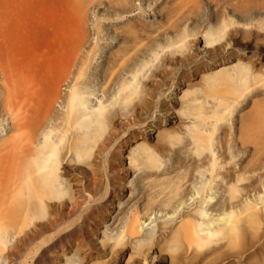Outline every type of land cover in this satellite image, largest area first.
Masks as SVG:
<instances>
[{
    "label": "rangeland",
    "instance_id": "374dc122",
    "mask_svg": "<svg viewBox=\"0 0 264 264\" xmlns=\"http://www.w3.org/2000/svg\"><path fill=\"white\" fill-rule=\"evenodd\" d=\"M107 1L109 0H84L82 5L85 14L82 16L80 12L77 11L72 13L71 10H69L70 8L65 5V0H0V49L4 51V53H2V59L5 60L4 62L10 57L12 58L11 61L15 60L13 76L16 78L14 80H16L17 83H19L18 80L22 81L18 74L20 70L24 69L25 73L28 75L26 81L29 79L28 81H30V84L32 83L30 88L33 90L35 89V92L38 93V101L36 103L31 104L30 100H28L29 102L26 100L27 102L21 105L22 112H25V109L26 111L32 110L34 105L41 115L45 117V126L48 124L51 125V123L56 124L58 134L65 132L70 134L74 130H71L70 133L68 132L67 118L69 104L72 102V94L77 85L87 86L96 91L102 87L107 89L111 88L110 91L113 92V96L114 94L118 95V88L123 81L121 79L122 77H120L121 73H124L123 69L127 63L131 61V58L135 56V53L144 48L149 41L148 38L142 36L135 43V48L132 47L125 50L124 48L127 47V44L122 37L115 34L114 30L108 29V31L106 29L99 35L96 34L93 31V26L96 24L109 21L117 22L126 18L125 16L127 14L107 12L104 10L103 4L101 6L100 4L102 2L107 3ZM110 1L113 3H124V1L127 2L128 0ZM130 1L133 6H135L134 13H139L137 14V21L139 23L144 22L154 26L164 24L165 20L162 21L160 9L162 7H169V10H171V20L168 24L165 23V27H168L169 24L173 25L170 27L172 32L165 35L171 42L165 43L166 39H159L157 41L159 48L166 47L172 49L171 47L174 45V42L182 37L188 40L184 45L181 44L184 47L178 52L180 56L177 57L176 54L172 55L173 63H167L166 66L161 64L157 66L159 61H154L151 56L139 57L141 61L148 63L145 66L141 64L140 70L142 71L144 68L142 71L144 74L142 72L141 74L147 77V79L145 78L144 80L146 87L144 85L143 88H140L141 91L139 90L137 97L130 102V109L134 104H137L139 105L138 108L141 110L140 106L143 99H145L147 94L156 87L157 80L162 78L161 74L163 69H168L167 65L171 68H180V65H184L181 68L184 69V72H188L189 68L187 64L189 62L200 59L202 61L205 57V60H208L211 64L217 61L215 64L219 65V63L224 62V59L227 58V53H232L234 56H239L244 62L253 63L257 70L261 68L264 71V0H198V2H195V0ZM166 1H168L169 4L166 5ZM161 2L162 4L159 5ZM216 11L219 12L218 18H215L214 15ZM141 13H143V15ZM197 14L200 17V22L195 20ZM233 21L236 25L226 31L225 41L222 42L220 46L212 49H205L202 47L203 42L199 39L204 30L213 27L218 28L224 23ZM177 22H180L179 26H175ZM117 27V33H121L124 30H137L136 27H133L129 23H120ZM156 34L157 33H154L153 36ZM98 36L99 41L97 39ZM178 45L180 44H176L175 48L178 47ZM245 47L246 49H244ZM192 50L193 52H191ZM143 58L145 59L143 60ZM233 61L234 59H232L231 62ZM218 65H214L213 68H217ZM168 70H170V68ZM205 72L193 76V85L191 88L193 91H196V93L194 92L195 97H199L201 100L205 98V100L210 102H216L219 99L238 98L237 107L231 118L222 123L215 133L213 146L217 150L216 155L214 157L212 156L211 159L206 158L205 152L200 153L201 151H196V149L193 148L187 136H183L184 138L182 139L181 137L175 138V136H173L175 140L170 138V135H167L166 132L162 131L163 129L152 132V143L154 144L160 139L159 141L166 147L164 151L165 155L163 156L164 161L162 162L163 165H159V167L156 165L154 167L155 170L152 171V176L148 178H145L143 174L140 175L138 172H134L135 170L129 169V171L125 173V179L130 176V181L127 182V187L121 191L122 193L120 192L121 194L116 197L113 203V210H116L117 215L122 217L123 220L122 223L116 225L112 231H106L105 233L109 236L116 237L115 233H120V231L125 228L126 220L132 216L136 209H138V212H141L140 216L146 215V212L147 214L154 212L157 214V218L145 229L144 235H139L132 240L129 239V243L125 235L124 237L126 239L124 238V241L126 240L128 244L125 245V243H123L124 247L119 249L115 247L114 250H117L115 254L117 256V252L120 254L117 258H114V261L109 260L106 254L104 257V249L101 250V253H95L92 260L84 259L85 252L82 251V253L74 249L69 254H72L71 257L74 259L73 264H144V257H147L148 262L146 264L157 263L158 260H161V264H264V256L259 254L260 250H264V191L262 190V188H264V77H259L252 83L250 88L233 93L231 86L217 88L212 86V84H206L203 79V74H206ZM111 75L113 76L111 77ZM1 77L2 72L0 70V80ZM184 89H187V87H184ZM257 91H261L263 94L253 96ZM190 94L192 96H189V98L194 97L193 93ZM252 97L255 99L252 100ZM21 103H24V101L21 100ZM256 103L259 104V106L261 105L260 108H258L259 106H257ZM17 105L20 107L19 100H17ZM175 107L180 108L181 106L180 104H176ZM255 109L257 111H255ZM2 115L0 116V136H5L6 133H8V136L14 133L17 134L15 131H13L14 133L10 132V115L8 113ZM118 117L113 123V127L122 131L118 123H130V119H132L131 114L126 117L122 115ZM175 121V124H178L180 118L178 119V117H175L173 122ZM172 127L173 125L170 124L166 126L165 129L172 130ZM22 140H25V137ZM140 142L142 141L139 139L137 144ZM135 145L136 144H134V146ZM127 153L125 154L128 155ZM104 154L103 152H98V155L96 154L97 156L93 155L90 159L91 163L95 166H99L103 160ZM13 155L14 153L4 152H2V155L0 154V156H7L10 158L13 157ZM196 155H199V157ZM181 156L184 159L183 163L181 162ZM194 158H199L197 164H194V173L196 172L197 175L190 176L188 170L192 167L190 164ZM211 161L212 164H210ZM123 163V169H128L126 159ZM214 166L215 170L221 171L219 175L221 177L214 174L213 176L208 171L214 169ZM66 169L69 171L68 167H66ZM227 170L231 171V177L225 174ZM162 171H164V173H162ZM204 171L206 174L203 175L202 172ZM69 173L75 174L74 172ZM198 173H201V176ZM236 174H238V176ZM65 178H67V176ZM212 178L216 180L213 181L214 183L212 182L213 184L210 186L208 185V179L210 182ZM239 181L240 183L238 184ZM232 183L235 186H232ZM71 184L73 185L72 182ZM205 184L207 185L206 189L208 191L207 197L214 196L211 198V203H206L207 209H210V211L212 210V213L217 217L218 215H222L225 211L229 212L233 208V210L236 211L235 214H237L236 218L240 217L238 219L239 224H236L237 219L234 218L235 225L237 228L240 227L241 229L239 230L241 231H234V233L230 235L224 232L225 235L223 236L222 234L223 238L217 236L218 239L213 238L215 241L213 242V240H210L211 243L209 244L207 243L209 242L208 240H206L207 244H202L199 238V241L196 237V239L192 240V236L189 234L186 236L180 232L178 234L181 241L175 240L178 236L173 238L171 235L175 234L177 223L182 217H187V220L192 219L191 221L195 219L196 221L200 220L199 215H196L195 211H193V213L192 210L198 208L200 204L201 194H199L200 196L196 194V189L202 190ZM209 187H213L210 188L212 189L210 190L212 191L211 193L209 192ZM78 188L80 187L74 185L73 190ZM233 188H237V191L232 190ZM185 190L186 192L184 193L183 191ZM238 191L239 193L236 195L235 192ZM193 192L196 195L193 196L194 200L192 197L191 200L190 196L194 194ZM232 192L236 195V197L233 195L234 197L232 198H235L234 200L232 199L233 201L231 200ZM85 195L86 196L82 198L81 205V210H83V212L76 213L71 218L66 219L72 222L73 225L79 224L84 219L85 209L96 203L95 199L98 195L88 192H85ZM258 195H262V199ZM147 197H149L150 200ZM120 198L121 201H118ZM248 198L253 203L257 202L256 204L260 206L259 210L261 209L260 211H258V208L256 211H247L246 209L247 212H251L249 215L251 222H249V218L246 220L248 215L245 213L246 207H244V201ZM67 204V206H70V202ZM84 204H86V206ZM165 205L168 206L165 207ZM58 207L57 204V208ZM0 208V219H3L2 223L0 222V230L8 233L7 244L5 246L0 245L1 248L4 247V255L0 256V264H10V262L11 264H46V262H44L46 259L44 258H50V254L52 253L46 252V255H42L45 246L41 247L39 239L33 241L29 245L25 244L27 247L29 246V249L21 252L24 254L22 257L20 255L21 253L11 248L14 244L18 246L22 244L24 239L27 238V234L30 235L33 233V230L29 231L31 225L24 227L26 223L23 222L22 218L20 222L16 224V220L13 217L14 213L10 211L7 203L3 204L1 200ZM238 209L241 213L238 212ZM174 212L175 215L173 214ZM243 212L245 216L242 215ZM254 212L255 215L253 214ZM238 214L241 215L238 216ZM256 214L258 220L257 218L255 219ZM166 216L169 217L165 218ZM252 218H254V221H252ZM256 220L258 223L260 220L261 223L257 224ZM87 221L90 220L87 219ZM196 221H194V223ZM12 222L15 228L13 227L14 230L8 228V231L6 227H9L8 224ZM4 224L8 226L5 225L4 227ZM163 224L165 225L163 226ZM95 229H97V231L93 233V235H90L89 238L93 239L92 241L94 242H99V245V239L101 238L105 239L101 243H106L108 236L98 231L101 230L100 227H95ZM54 231L58 230L55 229ZM147 232H150L152 236L149 242L145 240ZM235 232L241 235L238 239L234 238L238 236ZM49 235H51V233L45 234V236ZM190 240L193 242H190ZM196 240L200 242V244L198 243L199 245L195 243ZM136 241H144L142 244L143 246H138ZM230 241L233 243H230ZM188 242H190V244ZM137 247L139 248L137 249ZM229 248L231 249L229 250ZM35 249H37V251ZM34 252L35 254H33ZM156 253L159 256L158 260L153 259V255ZM250 253L253 255L249 261H247V254ZM131 254L133 258L131 257L127 262ZM143 254L145 256H143ZM150 260L153 262L151 263ZM180 260H183V262ZM35 261H39V263ZM61 263L62 260H56L54 263H49L47 261V264Z\"/></svg>",
    "mask_w": 264,
    "mask_h": 264
},
{
    "label": "bare ground",
    "instance_id": "6f19581e",
    "mask_svg": "<svg viewBox=\"0 0 264 264\" xmlns=\"http://www.w3.org/2000/svg\"><path fill=\"white\" fill-rule=\"evenodd\" d=\"M196 1L198 2V0H195V2ZM65 2V5L70 8L68 9L71 10L72 13L77 11L80 12L82 16L85 14L82 5L84 0H65ZM105 3L106 2H102L100 6L103 4L105 8L104 10L107 12H120L127 15L125 16L126 18L122 17V21H109L96 24L93 26V31L96 34L99 35L106 29L114 30L115 34L122 37V39L127 44V47L124 48L125 50L134 47L137 40L142 36L148 38L149 41L144 48L135 53V56L131 58V61L127 63L123 69L124 73H121L120 75L123 81L118 88V95L114 94L113 96V92L110 91L111 88L107 89L102 87L96 91L95 89H90L87 86L77 85L74 93L72 94V102L69 104L70 106L68 108V132L70 133V131L74 129L70 134H67V132L58 134L56 124L53 123H51V125L48 124L45 126V117L41 115L34 105L32 110L26 111L25 109V112H22L21 105L25 104V102L28 100L31 101V104L36 103L38 101V93L35 92V89L33 90L30 88L32 83L30 84V81H28L29 79L26 81L28 75L25 73L24 69L20 70L18 74L22 81L18 80L19 83H17L16 80H14L16 78L13 76L15 60L13 59L14 61H11L12 58L10 57L8 60H6V62H4L5 60L2 59V53H4V51L0 49V70L2 72V77L0 80V116L2 114L8 113L10 115V132L15 131L17 133L15 134L13 132L14 134L9 136L8 133H6L5 136H0V154L2 155V152L14 153L13 157L11 158L7 156H0V200L3 204H8L10 211L14 213L13 217L16 220V224H18L22 218L23 222L26 223L24 227L28 225L33 227H30L29 230H33V233L30 235L27 234V238L24 239L22 244L19 246L14 244L11 248H13V250L17 251L18 253H21L23 250L29 249V246L27 247V245L39 239V244L41 247L45 246L43 248L42 255H46V252L52 253L50 254V258H44L49 263H54L56 260H62L61 264H73L74 259L71 257L72 254H69L74 249L80 252H85L84 259L86 258L89 260L93 259V255L95 253H101V250L104 249V257L106 254L109 260L114 261V258H117L120 254L119 252H117L118 256L115 254L117 251L114 250L115 247L117 249L122 248L124 247L123 243H125V245L129 243V239L132 240L139 235H144L145 229L157 218V214L154 212L147 214L146 212V215L140 216L141 212H138V209H136L134 213L132 212V216L126 220V225L124 226L125 228L122 229L120 233H115L116 237L109 236L105 232L110 230L112 231L116 225L122 223V217H119L116 210H113V203L114 200H116V197L122 193L121 191L127 187V182L130 181V176L125 179V173L129 171V169L133 171L135 170L134 172H138L140 175L143 174L145 178H148L152 176V171L155 170L154 167L156 165L158 167L159 165H163L162 162L164 161L163 156L165 155L164 151L166 147L161 141H159L160 139H158L156 143H152V132H157L163 129L162 131L166 132L167 135H170V138L175 136V138L181 137L182 139L184 138L183 136H187L188 141L190 144H192L193 148L196 149V151H201L200 153L205 152L206 158L211 159L212 156L214 157L216 155L217 150L213 146L215 133L222 123L231 118L235 108L237 107L236 104L238 103V98L219 99L216 102L207 101L205 98H202L203 100H201L199 97H195L194 92L196 93V91H193L191 88L193 85V76L208 71L205 72L206 74H203V79L206 84H212V86L217 88L231 86L233 93L239 90L250 88L252 83L255 82L259 77H264V71L261 68L257 70L253 63L244 62L239 56H234L232 53H227V58L224 59V62L219 63V65L215 64L217 61L214 64H211L208 62V60H205V57L202 61L200 59L189 62L187 64V67L189 68L188 72H184V69L181 68L184 65H180V68H171L167 65L168 69L170 68V70L167 68L165 70L163 69L161 74L162 78L157 80L156 87L151 90L149 94H147L145 99H143V102L140 106L142 112L140 108H138L139 105L137 104H134L130 109V102L133 101L135 97H137L139 90L141 91L140 88H143L144 85L146 87L144 80L145 78L147 79V77L141 74L144 68L142 71L140 70L141 64H144L145 66L148 63L141 61L139 57L151 56L153 57L154 61H159L157 66L160 64L166 66L167 63H173L172 55L176 54L177 57L180 56L178 52L184 47L182 45H184L188 40L185 39V37H182L178 41L174 42V45L171 47L172 49L166 47L159 48V44H157L159 39H166L165 43L171 42V40H168V38L165 36L169 32H172L170 27L173 26L169 24L168 27H165V23L168 24L171 20V10H169V7H162L160 9L162 21L165 20L164 24L154 26L149 23H139L137 21V14L139 13H134L135 6H133L130 0L127 2L124 1V3H113L109 0L106 4ZM161 4L162 2L159 3V5ZM165 4L167 5L169 2L166 1ZM141 14L143 15V13ZM214 15L215 18H218L219 12L216 11ZM195 20L200 22V17L198 14ZM120 23H129L133 27H136L137 30H124L122 32L120 31L121 33H117V25ZM179 23L180 22H177L175 26H179ZM235 25L236 24L233 21L230 23H224L218 28L213 27L204 30L201 33L199 39L203 42L202 47L205 49H212L220 46L221 43L225 41L224 39L226 37V31ZM154 33L157 34L153 36ZM97 39L99 41V36ZM176 44L180 45L175 48ZM244 49H246V47ZM191 52H193V50ZM144 59L145 58H143V60ZM232 59H234L233 62H231ZM214 65H218L217 68H213ZM112 76L113 75H111V77ZM184 87H187V89H184ZM190 93H193L194 97L189 98V96H192ZM261 94H263V92L257 91L253 96ZM253 99L255 98L252 97V100ZM17 100L20 101V107L17 105ZM21 100L24 101V103H21ZM176 104H180L181 107H175ZM257 106H259V104H257ZM260 106L258 108H260ZM255 111L257 110L255 109ZM129 114H131L132 118L130 119V123H118L122 131L113 127V123L119 115L126 117ZM175 117H178V119L180 118L178 124H175L176 121L173 122ZM170 124L173 125L171 128L172 130H166L165 127L169 126ZM21 137H25V140H22L23 138ZM139 139L142 142L137 144ZM134 144L136 145L134 146ZM98 152H103L105 154L103 155V160L100 165L95 166L91 163L90 159L93 155L97 156ZM197 157H199V155ZM125 159L127 160L128 169H123V161ZM198 159L194 158L193 161H191L190 165L192 167L188 170V174L190 176L197 175L196 172L194 173V164H197ZM181 160L183 163L184 159L182 156ZM210 164H212V161ZM66 167L69 168V171L66 169ZM208 171L210 174H214L216 176L221 174L220 170H215V166L214 169ZM69 172H74L75 174H70ZM162 173H164V171H162ZM202 174L204 175L206 172L204 171ZM225 174L231 177L230 170L225 171ZM236 175L238 176V174ZM66 176L67 178H65ZM215 180L216 179L212 178L209 182L208 179V185L211 186ZM239 183L240 181L238 184ZM74 185L80 188L73 190ZM206 186L207 185L205 184L202 190L196 189V194H201L199 201L200 204L198 208L192 210V212H196V215H199L200 220L196 221L195 219L194 221L196 222L194 223V221H191L192 219L188 218L190 220L189 221L187 220V217H182L177 223L178 225L175 228V234L171 235L173 238L178 236V238L176 237L175 240L181 241L178 234L180 232L186 236L189 234L193 237L192 240L196 238L198 240L199 238L202 244H209L211 243L210 240L217 238V236H221L223 238L225 235L224 232H227L230 235L231 233H234V231L238 232V230L241 229L240 227L237 228L235 225L234 218L237 219L236 224H239L238 219L240 217L236 218L237 214H235L236 211L233 210V208L229 212L225 211L222 215H218L217 217H215V214L212 213V210L210 211V209H207L206 203H211V198L214 196H208L209 198L207 197L208 191ZM232 186L235 185L233 184ZM210 188L213 187H209V192L211 193L212 191L210 190L212 189ZM232 190L237 191V188H233ZM262 190L264 191V188H262ZM85 192L98 195V197L95 199L96 203L85 209L84 219L79 224L73 225L72 222H69L66 219L71 218L76 213L83 212V210H81V205L83 196H86ZM183 192L185 193L186 190ZM238 193L239 191L235 192L236 195ZM196 194L194 193L192 196H190V199L191 197L193 199V196ZM233 195L234 192H232L231 200L233 199L232 197H236V195ZM88 196L90 197L89 194ZM261 196L259 197L262 199ZM118 201H121V198L118 199ZM68 202H70V206H67L69 205L67 204ZM256 203L257 202L253 203L251 200H249V198L244 201V207H246L245 213L248 215L246 220L248 218L250 219L249 215L251 212H247L248 210L256 211L257 208L258 211L261 210H259L260 206ZM57 204L59 206L58 208ZM84 205L86 206V204ZM167 206L165 205V207ZM238 212L241 213L239 209ZM173 214L175 215V212ZM253 214L255 215V212ZM240 215L241 214H238V216ZM242 215H244V212ZM167 217L169 216H166L165 218ZM256 218L257 214L255 219ZM87 219L90 221H87ZM2 220L3 219L1 218V223ZM257 220V224H260V220L259 223ZM252 221H254V218H252ZM249 222H251V219ZM5 225L7 224H4V227ZM8 225L9 227H6L8 231V228L13 229V222ZM164 225L165 224H163V226ZM95 227H100L101 230L98 231L108 236L106 243H101L105 240L101 238L99 239V245V242H94L92 241L93 239L89 238L90 235H93V233L97 231ZM55 229L58 231H54ZM240 231L241 230H239V232ZM46 233H51V235L45 236ZM236 234L238 236L235 235L237 237L234 238L238 239V237L241 235L238 233ZM125 235L128 243L126 240L124 241ZM151 237V233L147 232L145 240H148L149 242V240L152 239ZM7 238L8 233L6 231L0 230L1 246H5L7 244ZM197 240L195 243L199 245L200 242H197ZM214 241L215 239L213 242ZM232 241H230V243ZM143 242L144 241H136V244L141 246ZM190 242L193 241L190 240ZM190 242L188 243L190 244ZM3 248L0 247V256L4 255ZM138 248L139 247H137V249ZM230 249L231 248H229V250ZM35 250L37 251V249ZM33 254H35V252ZM259 254L264 256V250H260ZM20 255L22 257L24 254L21 253ZM252 255V253L247 254V261H249ZM143 256L145 255L143 254ZM131 257L132 254L130 255L129 259H127V262L131 259ZM158 257L159 256L157 253L153 255L154 260H158ZM46 260H44V262L47 264ZM143 260L145 261L144 264L148 262L147 257H144ZM35 262L39 263V261ZM150 262L152 263L153 261L150 260ZM181 262H183V260ZM153 264H161V260H158L157 263Z\"/></svg>",
    "mask_w": 264,
    "mask_h": 264
}]
</instances>
